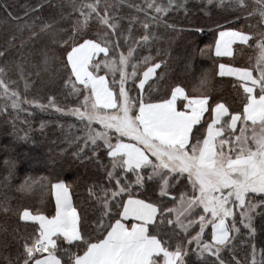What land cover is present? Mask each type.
<instances>
[{"label": "snow or ice", "instance_id": "6c2138e0", "mask_svg": "<svg viewBox=\"0 0 264 264\" xmlns=\"http://www.w3.org/2000/svg\"><path fill=\"white\" fill-rule=\"evenodd\" d=\"M171 3L153 0L147 7L165 14ZM256 4L248 16L258 13L264 20V0ZM236 5L248 7L245 0H236ZM108 7L101 9L99 0L82 3L83 25L59 41L66 45L65 83L83 97L70 112L85 122L93 145L100 147L97 141H102L110 159L106 173L111 186L97 195L104 211L96 227L87 231L70 186L57 178L51 185L54 212L25 208L20 214V220L33 223L16 264H190V253L225 264L221 252L241 232L238 225L253 236V214L264 209V33L257 36L229 26L219 30L215 40V57L232 56L238 41L258 53L250 67L219 64V76L236 78V107L223 101L210 104L208 95L190 94L179 84L164 97L146 99L145 84L162 62L152 63L140 78L132 63L135 49L121 51L119 37L110 38L117 35L118 22ZM93 15L111 34L88 38L85 29ZM143 27L147 30L148 23ZM140 39L147 42L149 36ZM148 61L145 57V64ZM6 75L0 67V95L19 107L20 93L10 87L15 82ZM137 80L139 94L133 96ZM51 106L56 107L54 102ZM148 185L154 193L158 189V195L141 198L137 193ZM167 197L172 199L166 202ZM164 225L169 227L162 230ZM250 257V264H264V248L257 260L252 244ZM235 264L242 262L235 259Z\"/></svg>", "mask_w": 264, "mask_h": 264}, {"label": "trees", "instance_id": "16d2710c", "mask_svg": "<svg viewBox=\"0 0 264 264\" xmlns=\"http://www.w3.org/2000/svg\"><path fill=\"white\" fill-rule=\"evenodd\" d=\"M85 1L0 0V67L6 69L5 79L10 77L15 82L10 87L20 93L21 99L36 103L28 112L3 110L6 97L0 95V264H16L24 240L32 232L33 222L20 220L21 210L54 212L50 185L57 178L70 186L73 203L87 231L96 227V220L104 211L97 195L102 187L111 186L106 173L111 168L110 159L102 141H97L100 147L93 145L85 122L70 112L82 103L83 97L74 94L71 85L65 83L69 78V69L63 67L66 45L59 43L83 25L79 7ZM127 6L123 2L114 9L119 26L115 36L122 46L134 48L135 54L155 56L152 61L162 62L157 75L145 84L146 99L164 97L179 84L190 94L208 95L211 104L223 101L237 106L235 80L217 75L221 59L214 56L213 44L216 32L226 26H238L258 36L264 32V21L259 15L232 11L231 4L218 7L203 0H185L159 16L160 20H153L156 15L143 11L135 12L131 23ZM98 20L93 15L88 21V38L97 36L93 27ZM144 23L149 25L147 30ZM129 26L132 29L126 34ZM144 35L149 36L146 43L140 40ZM253 53L254 48L249 46L246 55L250 62L245 61L251 65L255 60ZM137 81L133 96L139 94ZM53 102L56 107L51 106ZM57 107L65 111H57ZM22 185L27 187L22 190ZM137 194L154 198L158 189L154 193L153 186L148 185ZM171 199L167 197L166 202ZM5 207L8 211H4ZM252 223L256 228L253 236L238 225L241 232L221 252L225 264H235V259L250 264L252 244L257 248V260L260 259V250L264 248V209L255 210ZM168 227L164 225L162 230ZM188 259L190 264H216L214 257L205 262L194 253Z\"/></svg>", "mask_w": 264, "mask_h": 264}, {"label": "rangeland", "instance_id": "374dc122", "mask_svg": "<svg viewBox=\"0 0 264 264\" xmlns=\"http://www.w3.org/2000/svg\"><path fill=\"white\" fill-rule=\"evenodd\" d=\"M196 1H200V0H196ZM204 3H206L207 5L208 4H215L216 6L218 7H223V5L225 4H231L233 6V10L232 11H238V12H241V10H243L244 12H253L255 8L258 7V5L256 4V0H245L246 4L248 5V7L246 9H242L240 8L239 6L236 5V0H223V3H221V0H203ZM94 2V1H93ZM123 2H126L128 4L127 8H128V13L127 15L129 16V21L132 23L134 20H135V12H147L148 14L150 15H159V16H162L164 14H157L154 9H149L147 7V5L151 2H153V0H99V4H100V8L103 9L106 5L109 6L108 7V14L109 16L112 17V19L114 21L115 20V16H114V9L115 7H117L120 3H123ZM185 0H172V3H171V6L168 7V10L167 12H169L171 9H174L175 7L177 6H181L182 3H184ZM85 3H89L88 0L85 1ZM155 3L157 4H163L165 6H167L169 4V0H155ZM112 10V13L110 14V11ZM166 12V13H167ZM165 13V14H166ZM258 16L259 14L258 13H254L252 15L253 16ZM95 16V15H94ZM96 18V17H95ZM123 18V16H122ZM98 20V18H96ZM160 20V18L158 19ZM264 21V20H263ZM117 22V21H116ZM164 22V20H163ZM95 22H91L90 25L93 26ZM118 23H117V29H118ZM95 33H97L96 37L94 38H99L98 34L100 33H104V32H107L109 34H111L112 30L111 29H108L105 25H102L100 23V21L98 20V23H97V26L93 27ZM131 26H129L128 28L125 29L126 31V34H129L130 33V30H131ZM111 36V39L115 40L117 37L116 36H113V35H110ZM126 38V36L124 37ZM141 40V39H140ZM120 41V40H119ZM142 43H146L144 41H142ZM122 47H124V49H122ZM121 47V51H124L126 52L128 47H131L130 45H123ZM146 56H143V55H139V54H135V51H134V59L132 61L133 64H136L137 65V71H138V74L140 75L142 73V71L145 69V67H149L151 66L152 63L154 62H160V61H152V60H156L155 56H152L149 58V61L147 64H145L144 62V58ZM131 67L129 68V71L131 72ZM129 85L131 83H133L131 80L128 82ZM3 96V95H2ZM4 98V97H3ZM30 101L28 100H22L21 99V103L19 105V107H12V102L11 100L5 98L4 99V105H3V110H10V108H14V109H17L19 111H29L27 110L28 108H31L33 105H35L36 103L35 102H32V103H29ZM30 166H31V163H28ZM33 166V165H32ZM51 186V185H50ZM171 198V197H169ZM172 207V206H171ZM24 210V209H23ZM21 210V212L23 211ZM255 213V212H254ZM21 214V213H20ZM253 217H254V214H253ZM174 218V217H173ZM236 236V234H234V237ZM234 241V239H233ZM232 241V242H233Z\"/></svg>", "mask_w": 264, "mask_h": 264}, {"label": "crops", "instance_id": "0c3cea01", "mask_svg": "<svg viewBox=\"0 0 264 264\" xmlns=\"http://www.w3.org/2000/svg\"><path fill=\"white\" fill-rule=\"evenodd\" d=\"M226 27H229V26H226ZM239 31H245L243 30L242 28L238 27V26H231ZM225 28V27H223ZM221 28V29H223ZM219 29V30H221ZM219 30L216 32V36H215V40L218 38V33H219ZM264 33V32H262ZM215 40H214V44H213V54H214V46H215ZM249 46L248 45H244V44H241L239 41L233 45V48H232V51H233V55L232 56H225V57H217L219 59H221V61H219V63L217 64V68H216V71H217V75H218V71H219V64L220 63H230L232 66L234 67H250L252 66L254 63H255V60H253V63L252 65L251 64H248L247 62H250L248 56L246 55L247 53V48ZM254 48V47H253ZM258 55L257 53V50L254 48V53L252 55V58L255 59L256 56ZM215 56V54H214ZM247 62H246V61ZM147 68H145L143 71H146ZM143 71L141 73V76L140 78H143L142 74H143ZM101 74V73H100ZM219 76V75H218ZM154 77V76H153ZM153 77H151L149 80H151ZM221 77V76H220ZM226 78H230V79H233V80H236L235 77H229V76H224ZM148 82V81H147ZM146 82V83H147ZM137 86H138V81H137ZM221 102V101H220ZM211 104V103H210ZM55 183V182H54ZM51 192H52V197H53V201H54V206H55V193L51 187ZM23 212V211H22ZM21 212V213H22ZM28 222H31V221H28Z\"/></svg>", "mask_w": 264, "mask_h": 264}]
</instances>
